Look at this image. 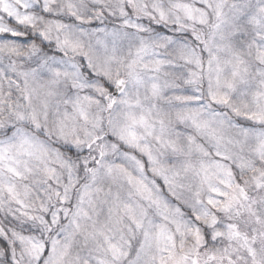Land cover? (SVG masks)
<instances>
[{
	"label": "snow or ice",
	"instance_id": "1",
	"mask_svg": "<svg viewBox=\"0 0 264 264\" xmlns=\"http://www.w3.org/2000/svg\"><path fill=\"white\" fill-rule=\"evenodd\" d=\"M0 264H264V0H0Z\"/></svg>",
	"mask_w": 264,
	"mask_h": 264
}]
</instances>
